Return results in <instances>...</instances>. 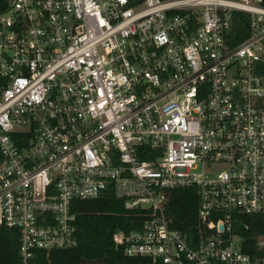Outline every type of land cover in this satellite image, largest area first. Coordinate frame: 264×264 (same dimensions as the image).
Instances as JSON below:
<instances>
[{"label": "built area", "instance_id": "1", "mask_svg": "<svg viewBox=\"0 0 264 264\" xmlns=\"http://www.w3.org/2000/svg\"><path fill=\"white\" fill-rule=\"evenodd\" d=\"M249 22L234 40L233 14ZM195 189L198 237L168 193ZM147 210L116 250L152 264H264V0H11L0 14V226L21 264L78 245L77 201ZM93 264V263H84Z\"/></svg>", "mask_w": 264, "mask_h": 264}, {"label": "trees", "instance_id": "2", "mask_svg": "<svg viewBox=\"0 0 264 264\" xmlns=\"http://www.w3.org/2000/svg\"><path fill=\"white\" fill-rule=\"evenodd\" d=\"M11 0H0V14L9 9ZM234 40L238 45L249 35V22L242 13L233 14ZM78 216L77 239L74 248L44 251V264H152L151 260L127 257L116 250L114 234L119 230H136L148 218L147 210L128 211L123 202L112 196L74 203ZM167 215L171 227L183 232L190 240L198 237V199L195 189H175L168 193ZM235 231L245 238L244 251L256 252V241L264 236V216H239ZM19 233L0 226V264H21Z\"/></svg>", "mask_w": 264, "mask_h": 264}]
</instances>
